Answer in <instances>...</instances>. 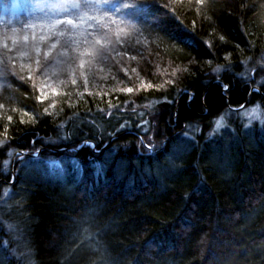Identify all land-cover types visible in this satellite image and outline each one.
I'll return each mask as SVG.
<instances>
[{
    "label": "trees",
    "instance_id": "obj_1",
    "mask_svg": "<svg viewBox=\"0 0 264 264\" xmlns=\"http://www.w3.org/2000/svg\"><path fill=\"white\" fill-rule=\"evenodd\" d=\"M51 1L0 0V27L31 26ZM108 11L103 59L76 29L38 47L54 52L41 69L28 56L0 70V192L11 159L22 216L6 217L28 255L8 263L264 264V126L211 135L224 112L264 107V0Z\"/></svg>",
    "mask_w": 264,
    "mask_h": 264
},
{
    "label": "rangeland",
    "instance_id": "obj_2",
    "mask_svg": "<svg viewBox=\"0 0 264 264\" xmlns=\"http://www.w3.org/2000/svg\"><path fill=\"white\" fill-rule=\"evenodd\" d=\"M23 3L27 2L30 3V0H21ZM114 0H107V2L103 6V10L106 12L108 11V5L112 4ZM85 2H92V0H52L51 4L47 6L48 9L43 10L40 12L38 11V15L36 18L34 17L32 25H27L21 28H2L0 27V70L3 68V66L10 65L15 63V61H22L23 59H26L28 56L34 57V69L37 70L40 68L39 65L36 64V59L40 58L42 60V63L48 62L53 59L54 52L49 54L47 58L44 57L45 52H40V49L38 47H41L43 43H52L54 38L45 42L37 43L39 40V35L41 31L43 30L45 33L48 32V26L49 24H55L57 21H65L67 19L73 20V26L68 25L66 23L59 24L57 27L61 32H63V36L55 37L57 40L62 38L63 40L65 38H69L68 34L74 33L77 29L78 32L77 35L74 37L76 40L79 41H85L86 45H91V41H100V33L91 31V25L88 19H82V17H92L93 15H98L95 13L94 9H82L78 21L75 20V15H71L68 12H64L60 9V5L67 4V3H78L83 4ZM98 2V0H96ZM19 4V1H18ZM84 12V13H83ZM44 15V16H43ZM112 16V14H111ZM51 20H47L50 19ZM114 17V16H113ZM113 21V20H112ZM78 22V24H77ZM113 22H117V20L114 18ZM115 29V26H111V28ZM25 37L28 39L25 40ZM35 37V40L33 39ZM13 41L16 43L13 44ZM52 41V42H51ZM7 45V47H5ZM23 45V46H21ZM57 46V45H56ZM37 47V48H36ZM91 49L94 50V48L91 46ZM39 52V56H38ZM50 53V52H49ZM46 60V61H45ZM29 63V62H28ZM256 67L264 68V57L261 58L259 61H255ZM255 67V66H254ZM253 67V68H254ZM255 67V68H256ZM32 68V66H31ZM32 68V69H33ZM83 68H92V66H84ZM85 69V70H86ZM92 77V76H91ZM88 78V77H86ZM93 78V77H92ZM45 81H48V79H44ZM238 112V113H237ZM228 111L224 112L217 120L214 121V126L212 130V137H219L225 134L226 131L233 133H236L237 128L243 127L244 129H249L253 127H263L264 126V107H262L259 104L250 105L246 108H242L240 111ZM143 143V142H142ZM150 151L149 149H143L141 147L140 152L142 153H148ZM15 163V158L13 160ZM11 159L7 160L5 162V166L8 168L7 173L5 174L6 177H9L10 172L12 177L9 178L7 181V188L4 189L2 192H0V227L4 230V232L9 235L10 240L4 235L0 234V264H9L8 260L11 257H15L19 260H21L23 257L28 256L26 251L21 247L22 244L20 243V235L16 233V228L13 226L15 225L13 222L18 223V220L22 216L20 212H18L15 207L17 205V201H15V198L13 197V185H15L16 182V173L13 169L9 168L11 167ZM9 213L10 219H8L6 216ZM19 225V224H18ZM1 233V231H0ZM13 244V245H12ZM12 245V247H11ZM11 247V254L8 252V250ZM28 258V257H27Z\"/></svg>",
    "mask_w": 264,
    "mask_h": 264
},
{
    "label": "snow or ice",
    "instance_id": "obj_3",
    "mask_svg": "<svg viewBox=\"0 0 264 264\" xmlns=\"http://www.w3.org/2000/svg\"><path fill=\"white\" fill-rule=\"evenodd\" d=\"M107 2V0H98V2H96V0H92V2H85L82 5L78 4V3H67V4H63L60 5V9L64 12H68L71 15H79L82 9H94L95 13H97L98 15H93L92 17H87L84 16L82 17V19H88L91 25V31L94 32H99L101 34V38L104 41L107 42H111V25L113 23L112 21V13L106 12L103 10V6L104 4ZM62 23H66L68 25H72L73 24V20L72 19H67L65 21H57L55 24H51L48 26V32L45 33L43 30L41 31L40 35H39V40L37 41V43H41V42H45L48 40H51L55 37H59V36H63V32H61L59 30V28L57 27L59 24ZM28 38L25 37V40H27ZM33 39L35 40V37H33ZM16 42L13 41V44H15ZM56 43H59V40H57ZM56 43H48L45 46L49 49H55L56 48ZM64 45H69L71 43V41L67 38L64 39ZM91 46L94 48V53L95 56L98 57L99 59H103L105 52H106V46L105 45H101L100 41H91L90 42ZM23 46V45H21ZM5 47H7V45H5ZM49 52H45L44 53V57L47 58V56L49 55ZM85 55L91 56L92 53H85ZM38 56H39V52H38ZM36 64L40 66V69L43 67V63L42 60L40 58L36 59ZM81 67H83V62H81ZM29 71H31V69H29ZM135 71V70H133ZM181 71H187V69H180V68H176L173 70V72L171 73V75L173 77L177 76ZM29 79H31V77H29ZM75 82V81H74ZM166 83H171L174 84L175 80H169ZM145 86L151 90L153 88H155V85L152 84H147L145 82ZM160 87L162 88L163 85H160ZM141 91L144 90V88L142 87L140 89ZM121 91L127 92V93H132L134 91V89L132 87H128L127 89H122ZM54 95H59V92H56L55 90L53 91ZM48 98V94L46 92H41V94L38 96V100H40V102L45 101ZM51 107H55V105H51ZM45 113H48V109H44ZM9 122H11V117L8 118Z\"/></svg>",
    "mask_w": 264,
    "mask_h": 264
}]
</instances>
